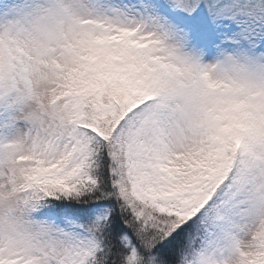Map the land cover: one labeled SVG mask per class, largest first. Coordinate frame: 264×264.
Masks as SVG:
<instances>
[{
  "label": "snow or ice",
  "instance_id": "1",
  "mask_svg": "<svg viewBox=\"0 0 264 264\" xmlns=\"http://www.w3.org/2000/svg\"><path fill=\"white\" fill-rule=\"evenodd\" d=\"M0 264H264V0H0Z\"/></svg>",
  "mask_w": 264,
  "mask_h": 264
}]
</instances>
